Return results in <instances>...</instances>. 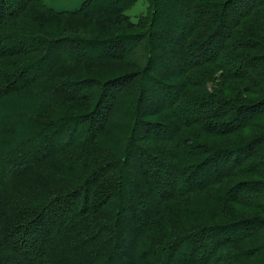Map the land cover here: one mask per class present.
<instances>
[{
  "label": "trees",
  "instance_id": "1",
  "mask_svg": "<svg viewBox=\"0 0 264 264\" xmlns=\"http://www.w3.org/2000/svg\"><path fill=\"white\" fill-rule=\"evenodd\" d=\"M137 1L0 0V264H264V0Z\"/></svg>",
  "mask_w": 264,
  "mask_h": 264
},
{
  "label": "rangeland",
  "instance_id": "2",
  "mask_svg": "<svg viewBox=\"0 0 264 264\" xmlns=\"http://www.w3.org/2000/svg\"><path fill=\"white\" fill-rule=\"evenodd\" d=\"M14 1L15 0H8V6L10 9H11L12 5L15 4ZM45 1L49 5L53 6L55 9L62 10V9H74L76 7H79L84 0H45ZM116 1H118V0H101V2H103L105 6H109V7L110 6H113V7L116 6V4H115ZM169 3H170V7H173V9L175 10L176 7L174 5V0H170ZM148 8H149V0H138L133 6H131L130 8H128L126 10V13L129 14L131 17L136 18L140 14L145 13L148 10ZM157 32H158V36H157L158 39L157 40L159 41V39L163 38L162 44H164L163 45L164 47H171L174 44H176V42L179 43V39H180L181 35H180L179 31L177 30L175 24H172L171 28H170V27H167V25L165 23H163L157 28ZM30 41H32V42H30ZM30 41H28V43L33 44L34 38H32ZM131 43H132L131 41H126L125 43H123L121 45H116L114 48H112L111 50L109 49L107 51H114V50L123 51V50L128 49L130 47ZM81 50H83V49L76 47V48L70 49L68 54L78 53ZM84 50L90 55H96V54L100 55V54L105 53L99 47H96L93 49L87 48ZM154 91H155V87H154V90L151 91L150 94L146 96V98H144L143 106L147 105L148 103L152 104V106H156V104L159 102V96L157 94H155ZM105 108H106L105 105H102L100 107V110L104 111ZM164 133L165 132H160V134H162V135ZM59 144H60V139H56L55 146H58ZM4 152L5 151L3 150L2 153H4ZM168 163L169 162L165 161V165L159 167L162 174L168 168ZM1 174H2V172H1ZM162 174L160 175V177L158 179V185L160 186L159 189L167 187V184L164 183V181L165 180H167V182L169 181L166 177H162ZM183 175H184V173L181 174V179L178 181V187L181 189L185 187V184L183 183L184 182V178H183L184 176ZM127 212H129V211H127ZM204 249L205 250H202L200 252L202 255L207 253V251L209 250V246L208 245L205 246ZM174 261L175 262H173V264H176L178 262V258H176Z\"/></svg>",
  "mask_w": 264,
  "mask_h": 264
}]
</instances>
